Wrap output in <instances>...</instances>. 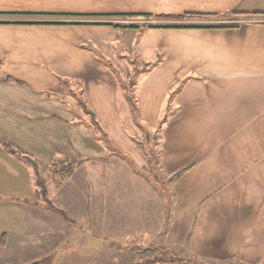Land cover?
Segmentation results:
<instances>
[{"label":"crops","instance_id":"1","mask_svg":"<svg viewBox=\"0 0 264 264\" xmlns=\"http://www.w3.org/2000/svg\"><path fill=\"white\" fill-rule=\"evenodd\" d=\"M122 259L264 264V0H0V264Z\"/></svg>","mask_w":264,"mask_h":264},{"label":"trees","instance_id":"2","mask_svg":"<svg viewBox=\"0 0 264 264\" xmlns=\"http://www.w3.org/2000/svg\"><path fill=\"white\" fill-rule=\"evenodd\" d=\"M128 97H129V101H130V104H131V106H132V111H133V113H134V116H135V118L137 119V116H136V114H137V105H136V101H135V99H133L129 94H128ZM138 123V125L141 127V128H143L144 126L142 125V124H140L139 122H137ZM93 125H94V128H95V131H98L99 133H100V137H101V139L106 143V146H108V148H110V149H114V146L112 145V142H111V140H110V138L108 137V135L105 133V131L103 130V128H102V125L100 124V122L96 119V118H93ZM153 143V142H152ZM151 143V144H152ZM7 149L8 150H10V148L9 147H7ZM116 150V149H115ZM115 150H113V152H116ZM10 152L11 153H14V151L13 150H10ZM2 244H5V238L3 239V241H2ZM156 262V260L155 261H152V262H150V263H155ZM44 262H43V260H40V261H36V262H32V263H29V264H43Z\"/></svg>","mask_w":264,"mask_h":264},{"label":"rangeland","instance_id":"3","mask_svg":"<svg viewBox=\"0 0 264 264\" xmlns=\"http://www.w3.org/2000/svg\"><path fill=\"white\" fill-rule=\"evenodd\" d=\"M223 125L224 124H208V126L209 127H207L206 128V130H208V129H210L209 131L212 133V134H214V132L213 131H217V132H219L220 130H221V127H223ZM236 125H239V126H241V127H243L242 129L247 133V132H249V131H251V129H252V124H229V126L231 127V126H236ZM208 132V131H207ZM207 134H209V133H207ZM206 139H209V138H206ZM211 139V138H210ZM211 140H213V137H212V139ZM160 147V146H159ZM147 149V148H146ZM148 150V149H147ZM151 173L153 174V172H150V175H151ZM156 176H154V178H155ZM117 262V261H116ZM126 261H125V259H122L121 261H119L118 263L119 264H121V263H125Z\"/></svg>","mask_w":264,"mask_h":264}]
</instances>
